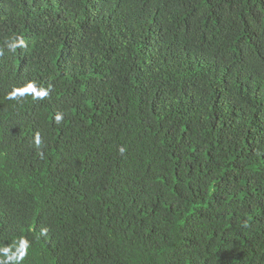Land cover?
Here are the masks:
<instances>
[{
	"label": "trees",
	"instance_id": "trees-1",
	"mask_svg": "<svg viewBox=\"0 0 264 264\" xmlns=\"http://www.w3.org/2000/svg\"><path fill=\"white\" fill-rule=\"evenodd\" d=\"M0 264H264V0H0Z\"/></svg>",
	"mask_w": 264,
	"mask_h": 264
},
{
	"label": "clouds",
	"instance_id": "clouds-1",
	"mask_svg": "<svg viewBox=\"0 0 264 264\" xmlns=\"http://www.w3.org/2000/svg\"><path fill=\"white\" fill-rule=\"evenodd\" d=\"M19 42L18 43H10L8 45L10 51H15V49L19 46V47H23L24 46V41L22 38H18ZM60 117H57V120H59Z\"/></svg>",
	"mask_w": 264,
	"mask_h": 264
}]
</instances>
